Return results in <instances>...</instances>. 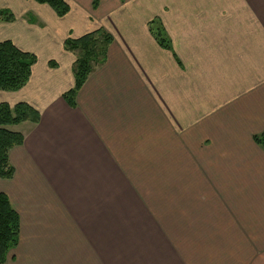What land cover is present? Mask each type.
Returning a JSON list of instances; mask_svg holds the SVG:
<instances>
[{
	"label": "crops",
	"instance_id": "obj_1",
	"mask_svg": "<svg viewBox=\"0 0 264 264\" xmlns=\"http://www.w3.org/2000/svg\"><path fill=\"white\" fill-rule=\"evenodd\" d=\"M65 1L60 17L0 0L15 17L0 21V41L36 57L0 102L39 113L6 126L24 139L8 151L13 175L0 178L19 216L4 264H146L152 178L170 181L166 224L236 234V263L264 264V148L252 139L264 129V0ZM154 19L170 49L151 34ZM99 27L113 40L72 107L63 93L75 57L63 41Z\"/></svg>",
	"mask_w": 264,
	"mask_h": 264
},
{
	"label": "trees",
	"instance_id": "obj_2",
	"mask_svg": "<svg viewBox=\"0 0 264 264\" xmlns=\"http://www.w3.org/2000/svg\"><path fill=\"white\" fill-rule=\"evenodd\" d=\"M47 4L57 16H64L69 7L65 0H33ZM98 0H93L95 8ZM14 15L7 8H0V21H13ZM149 30L157 43L170 49V40L162 26L156 19L149 22ZM113 40L112 35L99 27L77 38L71 36L63 41L65 50L71 52L75 59L71 71L74 79L72 88L63 93L68 105H75V95L95 66L105 62L107 50ZM36 61L33 53L19 49L9 39L0 41V90L14 91L20 89L29 79L31 67ZM49 64H53L50 61ZM39 113L25 102L9 105L0 102V178L8 179L13 175V167L8 158V151L23 143V134L9 130L6 126L29 121L36 123ZM255 144L264 148V129L253 135ZM19 241V216L7 195L0 192V264H4L7 254L11 252Z\"/></svg>",
	"mask_w": 264,
	"mask_h": 264
},
{
	"label": "rangeland",
	"instance_id": "obj_3",
	"mask_svg": "<svg viewBox=\"0 0 264 264\" xmlns=\"http://www.w3.org/2000/svg\"><path fill=\"white\" fill-rule=\"evenodd\" d=\"M149 181L152 183L146 187L141 202L146 264H237L238 235L183 232L182 228L166 224L171 222V214L167 213L170 202L166 201L167 194H171L170 181L164 179L162 189L155 184V178ZM127 241H131L130 234Z\"/></svg>",
	"mask_w": 264,
	"mask_h": 264
}]
</instances>
